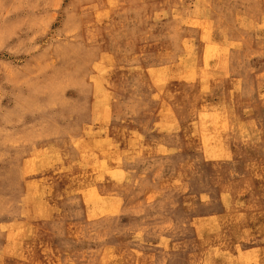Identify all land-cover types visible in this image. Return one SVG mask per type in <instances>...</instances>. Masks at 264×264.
I'll use <instances>...</instances> for the list:
<instances>
[{"label":"rangeland","instance_id":"obj_1","mask_svg":"<svg viewBox=\"0 0 264 264\" xmlns=\"http://www.w3.org/2000/svg\"><path fill=\"white\" fill-rule=\"evenodd\" d=\"M0 264H264V0H0Z\"/></svg>","mask_w":264,"mask_h":264},{"label":"bare ground","instance_id":"obj_2","mask_svg":"<svg viewBox=\"0 0 264 264\" xmlns=\"http://www.w3.org/2000/svg\"><path fill=\"white\" fill-rule=\"evenodd\" d=\"M179 98V97H178ZM176 100V99H175ZM180 100H181V97H180ZM177 101V100H176ZM208 113V112H207ZM210 113V112H209ZM200 115V114H199ZM208 117V116H207ZM201 121V120H200ZM204 121V120H203ZM203 121H202V123H203ZM205 122V121H204ZM258 135V134H257ZM248 147V146H247ZM209 148H211L212 149V147H209ZM208 153V152H207ZM104 171V170H103ZM95 187V186H94ZM96 189V188H95ZM92 190H93V187H92ZM91 190V191H92ZM97 190V189H96ZM94 192V191H93ZM97 192V191H96ZM92 193V192H91ZM95 194V193H94ZM91 195V194H90ZM89 195V196H90ZM91 197V196H90ZM104 197H105V195H104ZM94 198V197H93ZM102 199V198H101ZM105 199V198H104Z\"/></svg>","mask_w":264,"mask_h":264}]
</instances>
